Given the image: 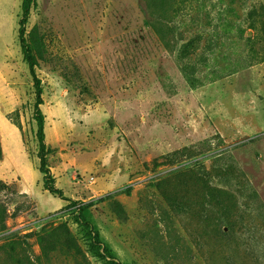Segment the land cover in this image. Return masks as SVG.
I'll list each match as a JSON object with an SVG mask.
<instances>
[{
	"label": "rangeland",
	"instance_id": "rangeland-1",
	"mask_svg": "<svg viewBox=\"0 0 264 264\" xmlns=\"http://www.w3.org/2000/svg\"><path fill=\"white\" fill-rule=\"evenodd\" d=\"M229 3L202 0L200 23L187 17L184 39L199 32L201 45L215 42L220 65H250L192 89L168 47L170 9L166 21L148 0H36L25 35L44 41L36 73L47 165L61 197L46 189L40 168L36 88L20 42L23 0H0V182L7 184L0 264H264V230L236 232L238 241L206 233L202 219L177 214L168 191L152 184L196 160L210 168L221 156L217 164L232 161L244 185L233 188L244 200L255 195L234 217L264 224V0H235L231 11ZM67 199L92 202L107 258L88 250ZM62 222L82 253L54 236L46 257L29 233Z\"/></svg>",
	"mask_w": 264,
	"mask_h": 264
},
{
	"label": "trees",
	"instance_id": "trees-1",
	"mask_svg": "<svg viewBox=\"0 0 264 264\" xmlns=\"http://www.w3.org/2000/svg\"><path fill=\"white\" fill-rule=\"evenodd\" d=\"M223 1L221 0V2ZM233 1L235 0H230L226 10H233L231 7ZM194 2H197V9V5L194 9ZM148 3L149 7L160 9L166 21L168 10L170 9V21L169 24L168 21L166 23L169 26L170 44H167L170 52L175 57L182 75L192 89H197L206 83L215 82L250 65V63H246L240 66V63H232L231 61L220 65L219 55L221 54L218 52L219 50L215 42L211 39L204 45H201V40L204 36L199 32L190 36L187 40L184 39L182 28L187 24L186 18H190L192 24L200 23L202 10L204 9L202 0H148ZM35 6L36 0H23V17L20 21V42L36 88L35 118L38 125L40 168L44 174V184L46 189L51 193L63 197V193L56 186L55 178L47 165V153L50 149L45 142V117L41 109V105L43 104V88L41 80L36 73L37 59L39 55L42 56L44 41L35 39L34 31L30 34L29 42L25 35V25L27 24L32 8ZM194 10H196L195 14L192 13ZM224 20V15L220 14L219 22L221 23ZM226 21L224 23L225 29L223 33L225 35L231 29L229 21ZM157 29L160 32L162 27H158ZM213 35L219 36L220 34L215 31ZM206 54H209L210 57ZM204 67L207 68L205 71L203 69ZM177 154L178 152H175L173 155L177 156ZM1 155L2 150L0 144V157ZM220 157H212L217 159L215 162H212L210 168H207L204 160H196L181 168L170 171L152 184L162 191H168L170 205L177 214L181 213L182 215H191L202 219L204 232H217L219 236L222 234L230 237L233 241H238L239 239L235 238L236 232H243L244 230L251 232V226H253L256 232H259L264 230V224L258 222L257 219H236L234 217L238 211L248 212L246 210L251 207L255 195L252 194L246 200L242 198L243 194H239L238 190L233 188V185L244 186L240 180V175L234 170L236 166L232 161L217 164L219 162L221 163L220 160L222 159ZM172 159L170 158V161ZM6 187L7 184L0 182V189ZM124 192L129 194L130 189L127 188ZM18 195L22 196V194ZM111 197L112 195L110 194L102 197L101 200H107ZM67 200L70 201V204L66 207V210L69 211V214L74 215V221L80 231L79 234L85 240V245L88 250L92 251L98 257L107 258V248L99 241L100 234L90 210L92 202ZM113 202V209L117 216L126 218L122 204L117 201ZM243 206H245L246 210L242 208ZM4 228V221L1 215L0 231L4 230ZM256 232L253 235V239H250L253 242L251 247H254V249H258L256 247L260 246L262 241L261 234L258 235ZM29 235L35 236L38 243L45 248L47 251L45 252L46 257L48 256V251L55 247L54 236L56 241H63L67 245L68 251L73 252V255H81L82 253V247L79 244L77 236L66 222L59 223L54 229L44 225L39 230L29 233ZM10 245L12 250L16 249L13 243H8V246ZM113 259L111 258L106 262L108 264H116Z\"/></svg>",
	"mask_w": 264,
	"mask_h": 264
}]
</instances>
